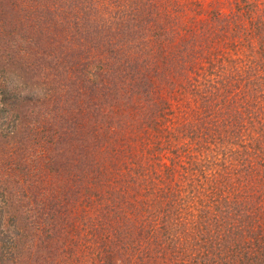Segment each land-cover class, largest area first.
<instances>
[{
	"label": "rangeland",
	"instance_id": "374dc122",
	"mask_svg": "<svg viewBox=\"0 0 264 264\" xmlns=\"http://www.w3.org/2000/svg\"><path fill=\"white\" fill-rule=\"evenodd\" d=\"M108 1L0 0V264H264V0Z\"/></svg>",
	"mask_w": 264,
	"mask_h": 264
},
{
	"label": "trees",
	"instance_id": "16d2710c",
	"mask_svg": "<svg viewBox=\"0 0 264 264\" xmlns=\"http://www.w3.org/2000/svg\"><path fill=\"white\" fill-rule=\"evenodd\" d=\"M93 2L94 3L98 2L97 4H101L102 2H109V1L108 0H90L91 5H93ZM116 2L117 1H111L110 0V3H112V4L116 3ZM92 8H93V6H92ZM0 17H1V19H3V15L1 14V10H0ZM244 151H245L244 153H246V154L248 153L247 147L244 148ZM260 160H261V158H260ZM243 163L244 164L241 167L242 170L244 169L245 171L251 172V170L254 169L253 167H248L245 162H243ZM141 203H142V201H141ZM230 209L231 208H227L226 204H224V207H222V208H215L214 209L215 212L214 211L211 212V208H203V210H201V212H202L201 221L209 222L208 226H209L210 230H208L207 232L209 233V232L213 231V235H210L209 237L210 238L213 237V239H212V242L214 244L213 247L219 253L218 257L211 260L208 264H246L249 261V260H247V262L244 263V259H246V257L248 256V254L245 252V250H246V247H245L246 236H245V234L250 229L248 228V226L241 225L238 223V221H235L232 217V213H231L232 210H230ZM168 214L171 215L170 213H168ZM197 218H199V216ZM199 224H202V223L200 222ZM263 224H264V222H263ZM259 225H261L263 227L262 224H259ZM211 227H214V229ZM100 231H101V229L97 228V230L94 231L95 234L93 236H95L97 234V232H100ZM82 239H83V237H82ZM85 239L86 238H84L83 240H85ZM95 240H96V238L92 239V241H90V243L95 241ZM256 241L258 242V244L262 248L264 247V237L258 238V239H256ZM84 243L87 244L88 240H87V242H84ZM159 245H164V244L160 243ZM116 246H117V244H116ZM100 251H102L103 256L98 258V259H101L104 261H105V259H108L109 261L107 263H109V264L110 263L111 264L116 263L117 257H118L117 254H118L119 250L115 251V253H114L113 251H111L109 249L103 251V249L100 248ZM243 254L246 257H244ZM165 257L166 258H164V259L166 261L167 256H165Z\"/></svg>",
	"mask_w": 264,
	"mask_h": 264
}]
</instances>
